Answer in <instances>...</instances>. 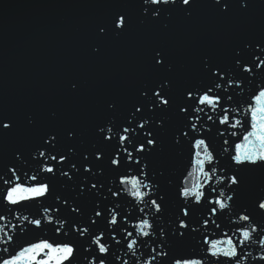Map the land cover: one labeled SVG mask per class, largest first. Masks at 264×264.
I'll return each mask as SVG.
<instances>
[{"label": "water", "instance_id": "obj_1", "mask_svg": "<svg viewBox=\"0 0 264 264\" xmlns=\"http://www.w3.org/2000/svg\"><path fill=\"white\" fill-rule=\"evenodd\" d=\"M262 138L264 0H0V264H264Z\"/></svg>", "mask_w": 264, "mask_h": 264}, {"label": "snow or ice", "instance_id": "obj_2", "mask_svg": "<svg viewBox=\"0 0 264 264\" xmlns=\"http://www.w3.org/2000/svg\"><path fill=\"white\" fill-rule=\"evenodd\" d=\"M170 2V0H151V3L152 4H155V5H162V4H167V3H169ZM182 2H183V4H185V5H190V3H191V0H182ZM158 14V13H157ZM123 24H124V20H123V18H121L120 19V21H119V26H123ZM159 62V61H158ZM155 95L157 96V97H159V102L161 103V104H164V105H167L168 104V100L167 99H165L159 92H157V93H155ZM219 102V98H216L215 100H213V99H210L209 98V96L207 95V94H205L201 99H200V103L201 104H205V103H207V104H215V103H218ZM224 122H227V120H225ZM140 127H143V125H140ZM129 132V129L128 128H125V129H123V133L124 134H122V135H120V137H119V140H120V143H121V146L123 147L125 144H126V142H128V140H129V136L127 135V133ZM105 139H108V140H110V139H112V137L111 136H106L105 137ZM262 139H264V138H262ZM155 142L154 141H152V140H149L148 141V144L149 145H153ZM203 146V141H201L200 143H198L197 145H196V147L197 148H201ZM138 151H144V148L141 146L140 148H138L137 149ZM203 150L207 153V147L206 146H203ZM129 155H131V154H129ZM52 159H55V157H52ZM208 159H209V161H211V155L209 154V156H208ZM245 159H247V160H252V158L250 157V156H246V157H244V158H241V157H237L236 158V160H237V162L238 163H243L244 161H245ZM258 159H260V160H264V155H261L260 157H258ZM253 163L255 162L254 160L252 161ZM112 163L114 164V165H119V163H120V161H119V158L117 157L116 159H114L113 161H112ZM46 171H48V172H52V171H54V169L53 168H51V167H48L47 169H46ZM121 183H130V186H131V189H133L134 191L132 192V195L133 196H135V197H137L138 199H140V200H143L144 199V195H147V193H144V194H141V192H140V187H141V184L143 183L141 180H139L138 178L137 179H132L131 181H127V180H122L121 181ZM230 183L231 184H237L238 183V180H236L235 178H232L231 180H230ZM94 187V186H93ZM143 187L144 188H147L148 187V185L147 184H143ZM23 191H28V192H31L34 196H36V197H42V196H44L48 191H49V189H48V186L47 185H44V186H42V187H34V188H31V189H13V191H12V193H10L7 197H6V199H8L11 203H13V204H16V203H18V201H17V199H15L14 197H15V195L18 193V192H23ZM114 195H118V193H116V194H114ZM204 194H203V192H200V191H198V190H196V191H194V190H192V189H185L183 192H182V196H184V197H197V202H199V198L200 197H202ZM30 198H32V196H23L22 197V199H30ZM228 200H231V197H228ZM152 204H153V206L156 208V210L157 211H159L160 210V206H159V204H157L156 203V201H152L151 202ZM216 204L218 205V208L219 209H225V208H227L228 207V205H227V203H225L223 200H218V201H216ZM260 207L262 208V209H264V203H262V204H260ZM216 211V209L214 208L213 209V212H215ZM101 213H97V215L99 216ZM185 215H187L188 214V212H187V210H185V213H184ZM242 220H244V221H247L248 219H249V217H242L241 218ZM118 221H117V219L114 217L111 221H110V223L111 224H116ZM36 223H39L38 221L36 222ZM182 226L183 227H187V225H185V224H182ZM151 227V225L147 222V221H145L141 226H140V228H141V232L143 233V235L144 236H148L149 235V233L148 232H146V231H143V229H145V228H150ZM128 236H131L132 234L131 233H128L127 234ZM243 240L241 241V244L243 243V241H247V240H249V238H250V232L249 231H244L243 232ZM101 240H102V237H97V238H95V240H94V243L97 245V247H98V250H99V252L100 253H102V254H107L108 253V251H109V249L101 242ZM229 243H231V241H229ZM135 244H136V241L135 240H132L130 243H129V248L131 249V248H133L134 246H135ZM217 247V245L216 244H212V248L213 249H215ZM38 248H50V245H47V244H44V245H39L38 246ZM52 251H57V252H59V253H62L63 255H62V259L63 260H67V259H69L72 255H73V253H74V249L73 248H71V247H64V248H59V249H51ZM29 251H34V250H32V249H30ZM217 253H213V255H216ZM223 255H225V256H233V257H237L238 255H239V253L236 251V249H235V247H233V249H232V251H230V252H228V251H225V252H223L222 253ZM23 255V254H22ZM58 264H59V262H58ZM101 264H103V262H101Z\"/></svg>", "mask_w": 264, "mask_h": 264}]
</instances>
